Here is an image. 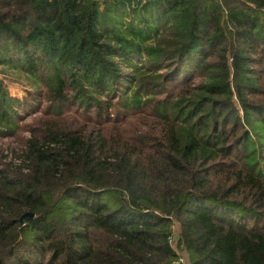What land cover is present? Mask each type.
<instances>
[{
	"label": "trees",
	"instance_id": "trees-1",
	"mask_svg": "<svg viewBox=\"0 0 264 264\" xmlns=\"http://www.w3.org/2000/svg\"><path fill=\"white\" fill-rule=\"evenodd\" d=\"M0 65V264H264V0H0Z\"/></svg>",
	"mask_w": 264,
	"mask_h": 264
},
{
	"label": "rangeland",
	"instance_id": "rangeland-1",
	"mask_svg": "<svg viewBox=\"0 0 264 264\" xmlns=\"http://www.w3.org/2000/svg\"><path fill=\"white\" fill-rule=\"evenodd\" d=\"M0 78L11 96H15L20 100L28 96L31 87L28 85L22 73H17L13 69H9L0 65ZM25 110L30 111L29 106H24ZM22 112V111H20ZM25 120L20 123L21 129L14 136H0V158L8 160L19 154L20 148L24 142L29 138L30 132L28 127L32 124L34 118L39 117L40 114L21 113ZM31 114V115H29Z\"/></svg>",
	"mask_w": 264,
	"mask_h": 264
},
{
	"label": "built area",
	"instance_id": "built-area-1",
	"mask_svg": "<svg viewBox=\"0 0 264 264\" xmlns=\"http://www.w3.org/2000/svg\"><path fill=\"white\" fill-rule=\"evenodd\" d=\"M173 234H174V229H173ZM169 244L174 250H176L177 252L179 251V247L177 246V239L175 237V234L169 238Z\"/></svg>",
	"mask_w": 264,
	"mask_h": 264
},
{
	"label": "water",
	"instance_id": "water-1",
	"mask_svg": "<svg viewBox=\"0 0 264 264\" xmlns=\"http://www.w3.org/2000/svg\"><path fill=\"white\" fill-rule=\"evenodd\" d=\"M25 215H32V214L25 213V214L21 217V219H20V222H21V223H22L23 217H24Z\"/></svg>",
	"mask_w": 264,
	"mask_h": 264
}]
</instances>
